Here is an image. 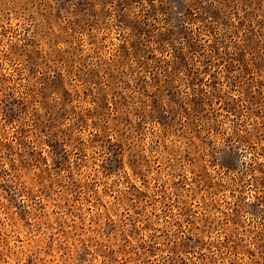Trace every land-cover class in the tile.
<instances>
[{"label":"rangeland","instance_id":"1","mask_svg":"<svg viewBox=\"0 0 264 264\" xmlns=\"http://www.w3.org/2000/svg\"><path fill=\"white\" fill-rule=\"evenodd\" d=\"M0 264H264V0H0Z\"/></svg>","mask_w":264,"mask_h":264}]
</instances>
